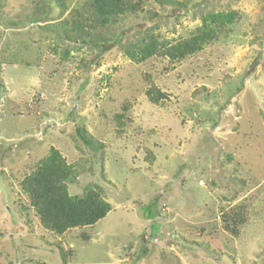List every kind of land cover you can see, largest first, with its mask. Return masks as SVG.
<instances>
[{"label": "rangeland", "instance_id": "374dc122", "mask_svg": "<svg viewBox=\"0 0 264 264\" xmlns=\"http://www.w3.org/2000/svg\"><path fill=\"white\" fill-rule=\"evenodd\" d=\"M86 1L0 0V264H264V0H135L96 45L61 27ZM227 12L182 61L125 54ZM51 148L75 166L71 195L112 206L96 225L41 226L21 181Z\"/></svg>", "mask_w": 264, "mask_h": 264}, {"label": "trees", "instance_id": "16d2710c", "mask_svg": "<svg viewBox=\"0 0 264 264\" xmlns=\"http://www.w3.org/2000/svg\"><path fill=\"white\" fill-rule=\"evenodd\" d=\"M156 1L161 4H178L176 0ZM57 2L64 10L67 8L66 0ZM137 10L135 0H87L82 9L72 11L70 18L63 19L61 27L69 39L88 41L93 45L105 43L109 41L108 35L115 25L135 14ZM233 21V12L209 14L204 18L199 33L188 40L172 43L152 38L149 42L134 45L124 51L131 60L137 62L153 56L179 62L201 51L205 44L213 40L216 33L214 26L221 28ZM147 97L157 104L166 98V94L152 86L147 91ZM117 119L120 117L117 116ZM76 133L85 145L92 146V138L84 127H78ZM76 177L75 166L67 163L59 150L51 148L47 156L21 181L22 191L29 199L41 226L55 236H63L74 229L92 227L112 210L98 187L88 186L81 196L71 195L69 184ZM154 205L151 203L143 207L148 218L155 215L150 210ZM226 216L228 219L236 217L241 221L239 212L233 215L228 213ZM231 232L238 234L234 229Z\"/></svg>", "mask_w": 264, "mask_h": 264}]
</instances>
